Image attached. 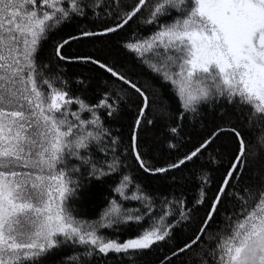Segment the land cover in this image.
<instances>
[{"label": "snow or ice", "instance_id": "1", "mask_svg": "<svg viewBox=\"0 0 264 264\" xmlns=\"http://www.w3.org/2000/svg\"><path fill=\"white\" fill-rule=\"evenodd\" d=\"M0 264H264V0H0Z\"/></svg>", "mask_w": 264, "mask_h": 264}, {"label": "trees", "instance_id": "2", "mask_svg": "<svg viewBox=\"0 0 264 264\" xmlns=\"http://www.w3.org/2000/svg\"><path fill=\"white\" fill-rule=\"evenodd\" d=\"M130 32L126 31L124 33H121L120 37H115L114 39H120L124 36L129 35ZM97 46H99V43H97ZM72 52L80 51V52H89L93 51V47L91 45L85 44L81 45L79 48L76 46H73V48L70 50ZM68 72L71 73H78L81 71H87L86 69L80 68L77 65L69 64L66 66ZM134 116V112L131 108L125 109V114L117 121L110 122L113 129L118 130L119 134H121L126 140L130 134V128L129 125L132 123ZM187 134L185 136L183 145L180 148L179 153H177L175 150L169 151L166 146L157 145L156 149L153 151V158L154 162H158L159 164H163L165 162H170V160H174L177 155L182 154L183 152H186L192 144L196 143L199 138V132L201 131L199 128L196 130L193 129H187ZM189 140L191 142H189ZM228 137L227 136H221L220 140L216 142V145L213 146V148H216L218 145H223L227 143ZM213 157H216V152H213L211 149L209 150ZM209 160V153H205L204 157H202V161L207 162ZM224 164H227V159H224ZM212 168L216 169L215 172H213L214 180H219L223 168L220 167L218 163H213L211 165ZM134 175L137 177V180L149 191L153 192L157 195H168L172 192H177L179 194V191H183L184 195L187 197L189 202H194V199L199 194V188L198 184L199 181L192 179L189 177L188 171L185 169L183 172H176V176H184L186 179L183 181V188L177 189V186L172 183L171 179H161V178H155V177H146L142 172L134 171ZM110 185H103L100 187L99 191L103 192L104 196L107 195V189ZM212 189L214 191L215 185L213 184ZM212 195V192H209V196ZM99 201H97L95 204L91 206V209L93 211H98L97 204ZM202 214V213H201ZM192 227H195V223L192 225ZM187 234L186 230H182L177 234L178 240L183 239L184 235ZM162 255L160 252H156L153 256H150L149 258L152 260H156L159 258V256Z\"/></svg>", "mask_w": 264, "mask_h": 264}]
</instances>
